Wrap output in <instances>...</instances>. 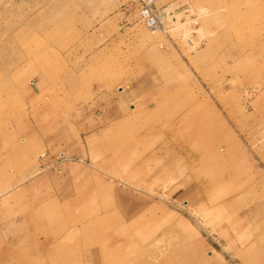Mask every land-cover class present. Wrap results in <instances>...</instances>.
Segmentation results:
<instances>
[{
  "label": "rangeland",
  "instance_id": "obj_1",
  "mask_svg": "<svg viewBox=\"0 0 264 264\" xmlns=\"http://www.w3.org/2000/svg\"><path fill=\"white\" fill-rule=\"evenodd\" d=\"M142 1L0 0V209L17 217L0 264H264V0H156L157 29L139 18ZM146 74L165 83L161 103L124 137L138 159L161 155L165 173L136 191L144 226L120 239L107 218L88 221L120 209L106 194L65 201L28 178L23 138L93 128L80 109ZM53 142L35 151H60ZM79 160L61 153L45 174ZM94 200L106 211H86Z\"/></svg>",
  "mask_w": 264,
  "mask_h": 264
},
{
  "label": "crops",
  "instance_id": "obj_2",
  "mask_svg": "<svg viewBox=\"0 0 264 264\" xmlns=\"http://www.w3.org/2000/svg\"><path fill=\"white\" fill-rule=\"evenodd\" d=\"M160 81L155 76L146 74L141 78L132 77L124 84L105 90V93L102 90L100 92L101 96L97 95V98L95 97L93 101L82 107L78 112L81 117L94 116L97 118L99 124L94 125L93 128H76L75 123H69L67 127L62 125L61 128H37V130L31 128V135L23 138L27 152L34 157V163L31 162V165H33V168L35 167V171L26 173L30 174L28 178L39 180L40 176L42 181L50 185L54 196L57 197V191L61 196L60 198L65 199V201H71L76 196L84 193L88 195L93 192L91 197L92 195L101 197L106 194L112 205L120 209L116 211L109 210L108 215H99L94 219H88V221L97 224L99 220L107 218L109 220L108 228H112L114 231L117 230L118 235L116 236L118 238L121 239V237L127 235L126 239H134L130 237V234H132L130 229L133 228V225L137 228L144 226V223L139 220L140 214L148 208L147 203L136 195V191L143 192L142 186H146L148 184L146 182L159 181V179L164 178L165 172L159 168L163 161L161 155L156 158L151 155L140 159L136 158L135 144L125 141L124 136L134 131V128H129L131 121L141 111L148 112L151 107L160 105L162 100L160 99V92L163 85H165ZM78 125L81 126V123ZM50 134H53V136ZM45 137L49 141L57 142L58 144L53 142L52 148L60 151L46 157L43 153L36 152L35 149L46 140ZM61 153L76 156L80 160L68 162L67 172L45 174L47 168L58 162ZM153 159L154 161H152ZM169 164L175 166L174 159ZM157 166L159 167L157 168ZM169 169L173 171L172 166ZM165 170H167V166ZM26 174L21 173L22 180H24L23 176ZM105 177H108L109 180ZM122 178H125L126 182ZM118 181H122L127 185H129L128 183L135 185H129V190H125L115 185ZM16 186L12 191L18 197L20 194L22 195V192H19ZM58 201L60 200L58 199ZM91 202L87 203L86 206V211H89V213L92 211H95V213L106 211L103 208L105 205L102 204V201L100 203L94 200L92 202L95 205L94 208L89 206V204H92ZM19 206L20 210L17 211L20 212L22 206L21 204ZM9 213L12 212L7 209H0V233L7 224L17 227V217L12 218ZM138 223H141L142 226L136 225ZM125 230L128 231L125 232Z\"/></svg>",
  "mask_w": 264,
  "mask_h": 264
},
{
  "label": "built area",
  "instance_id": "obj_3",
  "mask_svg": "<svg viewBox=\"0 0 264 264\" xmlns=\"http://www.w3.org/2000/svg\"><path fill=\"white\" fill-rule=\"evenodd\" d=\"M142 8L139 12V18L152 29H157L161 26V21L157 15L156 0H143Z\"/></svg>",
  "mask_w": 264,
  "mask_h": 264
}]
</instances>
